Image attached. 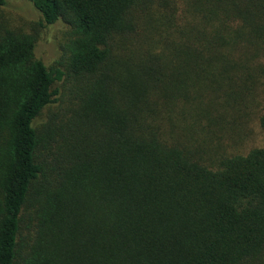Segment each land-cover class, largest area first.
<instances>
[{
  "label": "trees",
  "instance_id": "trees-1",
  "mask_svg": "<svg viewBox=\"0 0 264 264\" xmlns=\"http://www.w3.org/2000/svg\"><path fill=\"white\" fill-rule=\"evenodd\" d=\"M23 1L68 34L0 0V264H264V0Z\"/></svg>",
  "mask_w": 264,
  "mask_h": 264
},
{
  "label": "rangeland",
  "instance_id": "rangeland-1",
  "mask_svg": "<svg viewBox=\"0 0 264 264\" xmlns=\"http://www.w3.org/2000/svg\"><path fill=\"white\" fill-rule=\"evenodd\" d=\"M7 3V10L4 12L11 25L17 29H22L26 33L34 31L38 34L39 41L36 46V57L48 67L55 66L59 58L62 57L61 46L67 41V26L57 23L45 29L39 28L37 26L39 21L38 13L28 3L23 0H7ZM71 82H73L71 79L65 80L64 83L58 86L60 95L64 97L58 103L44 109L34 126L41 128L49 123L61 124V122L71 116L70 110L74 109V101L68 100L67 89L78 86L76 83L71 84ZM63 85L65 86L63 87ZM253 127L256 128V123L250 124L247 128ZM249 143L250 141L246 144ZM31 212V209L28 208L23 218L21 238L23 237L24 239L29 235L28 225L31 226V223L28 220L31 218Z\"/></svg>",
  "mask_w": 264,
  "mask_h": 264
}]
</instances>
